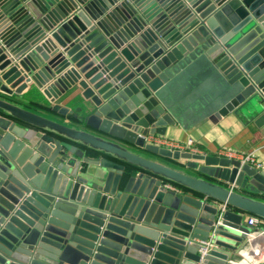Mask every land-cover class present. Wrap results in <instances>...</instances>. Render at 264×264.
<instances>
[{
	"label": "water",
	"instance_id": "obj_1",
	"mask_svg": "<svg viewBox=\"0 0 264 264\" xmlns=\"http://www.w3.org/2000/svg\"><path fill=\"white\" fill-rule=\"evenodd\" d=\"M231 112L264 132V0H0V264H238L191 224L250 233L264 172L148 140Z\"/></svg>",
	"mask_w": 264,
	"mask_h": 264
},
{
	"label": "crops",
	"instance_id": "obj_2",
	"mask_svg": "<svg viewBox=\"0 0 264 264\" xmlns=\"http://www.w3.org/2000/svg\"><path fill=\"white\" fill-rule=\"evenodd\" d=\"M77 92L78 90H74L69 96H63L59 99L58 104L66 106L69 111L74 112L77 98L73 99V96L80 97L76 94ZM43 96H41L40 101L48 102L46 97L43 98ZM244 117H240L233 112L224 116L214 115L208 117L194 114L189 116L184 123L169 126L167 134L158 136V139L175 143L178 149L182 148L178 147V144L185 146L189 140H192L193 146L201 152L221 153L223 155L228 153L237 156L252 153L256 158L264 160V132L261 131L262 127H258L253 122H248ZM218 206L223 205L218 204ZM193 207L190 206L189 208L194 212L195 207L194 209ZM203 213L202 220L198 223L193 222L191 226L199 230L200 235H206L211 226L212 229L206 241L230 252L234 262L245 264L254 245L250 234L241 230L217 227V214L215 222L213 220L211 221L213 223L209 224L208 220L212 219V213L206 209ZM192 214L189 213V216H192ZM249 215H245L246 223Z\"/></svg>",
	"mask_w": 264,
	"mask_h": 264
},
{
	"label": "built area",
	"instance_id": "obj_3",
	"mask_svg": "<svg viewBox=\"0 0 264 264\" xmlns=\"http://www.w3.org/2000/svg\"><path fill=\"white\" fill-rule=\"evenodd\" d=\"M148 140L152 142H156L158 144L164 146H171L177 148L175 143L167 142L166 140H160L157 136H150ZM178 147H182L180 149H188L192 152H201L198 148L193 146L192 140H189L185 146L179 145ZM230 157H235L240 159L242 162H247L255 167L259 171L264 172V160H260L256 158L252 153L242 154L240 156L232 155V154H224ZM167 186L171 189H177L178 187L172 183H167ZM247 224L251 225L253 228L249 233L251 236V240L253 241V248L251 250L248 261L245 264H264V219L260 218L256 215H249L247 218ZM207 245L202 248V253L205 254L208 251L209 243L206 242Z\"/></svg>",
	"mask_w": 264,
	"mask_h": 264
},
{
	"label": "rangeland",
	"instance_id": "obj_4",
	"mask_svg": "<svg viewBox=\"0 0 264 264\" xmlns=\"http://www.w3.org/2000/svg\"><path fill=\"white\" fill-rule=\"evenodd\" d=\"M34 98V97H33ZM37 98H39V97H37Z\"/></svg>",
	"mask_w": 264,
	"mask_h": 264
}]
</instances>
